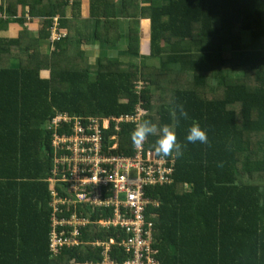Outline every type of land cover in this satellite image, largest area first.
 Instances as JSON below:
<instances>
[{
	"label": "trees",
	"instance_id": "16d2710c",
	"mask_svg": "<svg viewBox=\"0 0 264 264\" xmlns=\"http://www.w3.org/2000/svg\"><path fill=\"white\" fill-rule=\"evenodd\" d=\"M83 8L91 37L110 46L121 40L120 18L127 21L126 59L104 55L92 65ZM54 16L65 36L51 49ZM14 24L24 25L16 37L2 35ZM138 102L139 122L156 127L145 148L156 154L165 126L183 146L172 181L145 187L154 257L264 264V0H0V264L102 260L92 242L114 232L92 226L82 229L86 243L50 252L49 179L64 153L53 137L69 134L70 125L47 123L59 113L134 115ZM177 104L189 117L179 123ZM192 124L205 130L207 144L186 141ZM136 127L126 121L107 131L117 134L115 152L133 155ZM110 258L130 259L116 244Z\"/></svg>",
	"mask_w": 264,
	"mask_h": 264
},
{
	"label": "built area",
	"instance_id": "2783aa9c",
	"mask_svg": "<svg viewBox=\"0 0 264 264\" xmlns=\"http://www.w3.org/2000/svg\"><path fill=\"white\" fill-rule=\"evenodd\" d=\"M65 1L72 5L76 0ZM48 30V43L53 49V43L65 36L58 16L53 17ZM134 112V115L105 117H71L59 113L47 123V128L53 129L70 125L69 134L53 137L54 147L64 153L56 159L49 179L52 254L86 243L88 239L82 238V229L92 226L114 233L106 234V240L94 239L92 244L102 247V260L86 264H160L151 247L152 223L146 218V205L152 199L145 187L171 182L175 162L173 157H162L145 148V141L141 147L134 146L133 155L115 152L117 134L107 131L111 128L118 131L126 121L137 126L143 112L141 102L136 104ZM56 182L60 183L58 189ZM115 244L127 252L129 260L110 258Z\"/></svg>",
	"mask_w": 264,
	"mask_h": 264
},
{
	"label": "clouds",
	"instance_id": "9594fccd",
	"mask_svg": "<svg viewBox=\"0 0 264 264\" xmlns=\"http://www.w3.org/2000/svg\"><path fill=\"white\" fill-rule=\"evenodd\" d=\"M174 115L177 123L182 120H187L188 112L182 104H177L174 109ZM156 131L155 125L148 119H144L136 127L132 135V142L134 146L141 147L146 138ZM185 139L188 143L207 144L208 139L204 129L199 124H192L187 130ZM182 144L177 141L173 131L168 127H162L161 135L156 140V154L162 157H180L183 155Z\"/></svg>",
	"mask_w": 264,
	"mask_h": 264
},
{
	"label": "rangeland",
	"instance_id": "374dc122",
	"mask_svg": "<svg viewBox=\"0 0 264 264\" xmlns=\"http://www.w3.org/2000/svg\"><path fill=\"white\" fill-rule=\"evenodd\" d=\"M82 7H84V6L82 5ZM79 16H80L79 18L87 17V14H86L84 8H83V10L81 11V14H80ZM89 21H90V20H88L87 22L84 21L85 24L87 25L86 27H87V29H88V31H87V33H88V37L86 38L85 41H87V39H88V42H86V43H91V44H87V45H88V47L92 48V53H91L90 62H91L92 65L95 67V66H96V59H95L96 57H95V56H97V55H99V54L102 55V52H101V51L99 52L98 49H97V47H98V42H95V39L92 40V37L90 36V35H92V33H93L94 30H92V29H93V23H92V22L89 23ZM32 23H33V22L30 21L29 17L26 16V17H25V25H26V27H27L28 29L33 30L32 32H34V36H37V29L35 30V28H32ZM88 23H89V24H88ZM142 23H143V25H142V29H143V28H144V29L147 28V21H144V22H142ZM126 24H127V23H126ZM10 27H12L13 30H7V31L3 32L2 35L9 36V37H16V36L18 35V32L24 27V25L14 24V25H11ZM9 29H10V28H9ZM122 33H123V31H122L120 34H122ZM126 35H127V33H123V35H121V40L124 39V38L126 37ZM121 40H120V41H121ZM91 41H93V43H92ZM120 41H119L118 43H121ZM141 43H142V45L145 47V49H147V47H148V39H145V40H144V38L142 37V38H141ZM48 48H50V47H48ZM123 49H124V51H125V50L127 49V46H123ZM143 50H144V49H143ZM144 51H145V50H144Z\"/></svg>",
	"mask_w": 264,
	"mask_h": 264
},
{
	"label": "crops",
	"instance_id": "0c3cea01",
	"mask_svg": "<svg viewBox=\"0 0 264 264\" xmlns=\"http://www.w3.org/2000/svg\"><path fill=\"white\" fill-rule=\"evenodd\" d=\"M118 1V0H117ZM84 19L86 18V17H83ZM88 20H90L89 21V23L90 22H92L93 23V20L92 19H88V18H86L84 21H88ZM88 23V24H89ZM127 23V21L125 20V19H123V18H120V21H119V30H120V32H122L123 31V33H127L128 32V24H126ZM87 26V25H86ZM35 27V23H32V28H34ZM37 29V28H36ZM35 29V30H36ZM9 30H13V28L12 27H10V29ZM31 31V33L34 35V32H32L33 30H30ZM87 31H88V29H87V27H86V38L88 37V33H87ZM123 33L121 34V35H123ZM91 36V35H90ZM143 38H144V40L145 39H148V37H146V36H142ZM85 38V39H86ZM126 38V37H125ZM125 38L124 39H122L120 42L121 43H118L117 45H115V46H110V45H108L107 43H105V42H100V41H98V40H95V42H98V47H97V49H98V51L100 52H102V55L101 54H99V55H97V56H95L96 58V61H97V59L99 58V57H101V56H104V55H106V56H109V57H120V58H127L128 57V54H127V52H126V50L124 51V49H123V46H126V42H125ZM93 39H95V38H92V40ZM86 42H88V39H87V41H85V43ZM92 43H93V41H91ZM148 42H149V39H148ZM86 44H91V43H86ZM141 52L142 53H144V52H147V50L145 49V47L142 45V43H141ZM86 48L89 50H91L92 51V48H90V47H88V45H86ZM145 51H144V50ZM92 53V52H91ZM91 53H90V58H91ZM97 65V64H96Z\"/></svg>",
	"mask_w": 264,
	"mask_h": 264
}]
</instances>
